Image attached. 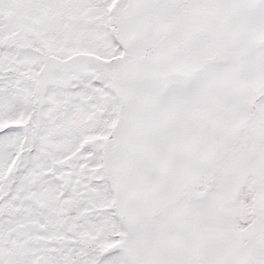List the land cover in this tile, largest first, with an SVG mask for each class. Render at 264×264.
<instances>
[{
    "label": "snow or ice",
    "instance_id": "1",
    "mask_svg": "<svg viewBox=\"0 0 264 264\" xmlns=\"http://www.w3.org/2000/svg\"><path fill=\"white\" fill-rule=\"evenodd\" d=\"M0 264H264V0H0Z\"/></svg>",
    "mask_w": 264,
    "mask_h": 264
}]
</instances>
